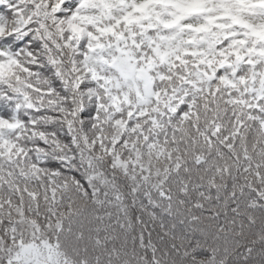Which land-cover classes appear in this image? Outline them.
Here are the masks:
<instances>
[{
  "label": "snow or ice",
  "instance_id": "obj_1",
  "mask_svg": "<svg viewBox=\"0 0 264 264\" xmlns=\"http://www.w3.org/2000/svg\"><path fill=\"white\" fill-rule=\"evenodd\" d=\"M0 264H264V0H0Z\"/></svg>",
  "mask_w": 264,
  "mask_h": 264
}]
</instances>
